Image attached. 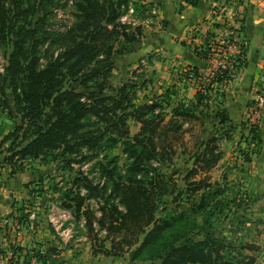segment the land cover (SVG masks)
Segmentation results:
<instances>
[{
  "label": "trees",
  "instance_id": "16d2710c",
  "mask_svg": "<svg viewBox=\"0 0 264 264\" xmlns=\"http://www.w3.org/2000/svg\"><path fill=\"white\" fill-rule=\"evenodd\" d=\"M50 1L53 7V0H0V41L10 48L0 77V108L12 114L5 94V88L9 89L20 121L1 138L0 148L7 142L10 146L4 150L8 156L0 168H13L14 174L20 170L17 160L50 156L74 161L78 156L89 160L90 155H96L103 184H94L82 173L75 174L68 195L76 194L65 197L78 214L86 200L94 198L92 192L108 193L97 219L99 228L110 238V250L101 247L106 254L138 245L144 235L134 251L135 257L145 256L160 264H233L225 257L227 247L212 234L198 240L190 238L193 230H186L182 213L155 217L164 191L155 165L171 160L173 145L181 139L183 125L194 118V112L181 103L171 109L166 119L168 114L157 99L135 104L134 83L109 85L112 56L122 52L115 50V43L133 45L141 38L139 26L131 30L121 22L129 6H133L131 0L72 1L73 23L54 39L43 27L45 7ZM185 2L197 4V0ZM194 51L203 58H208L207 53L209 58L219 54L218 47ZM242 52L245 53L244 45ZM45 53H50L46 60L42 57ZM215 118L222 127L233 128L225 110L216 113ZM129 122L139 125L132 136ZM249 136L253 145L260 143L255 129L249 130ZM216 143L215 137L202 141L190 158L192 168L185 181L194 179L199 171L205 173L202 180L193 182L196 190L220 161ZM117 149L125 160L123 169L117 156L109 158L102 152ZM248 155L245 154L246 164L250 162ZM213 205L219 209L218 201ZM213 211L206 212L208 218L215 216ZM85 215L87 229L92 232L96 222L88 212ZM38 260L44 264L45 256ZM249 264L256 262L251 260Z\"/></svg>",
  "mask_w": 264,
  "mask_h": 264
},
{
  "label": "rangeland",
  "instance_id": "374dc122",
  "mask_svg": "<svg viewBox=\"0 0 264 264\" xmlns=\"http://www.w3.org/2000/svg\"><path fill=\"white\" fill-rule=\"evenodd\" d=\"M72 1L74 2L53 0V7L51 1L46 4L47 15L43 27L51 39L57 38L58 34H64L67 27L73 23ZM131 2L134 6L133 12H127L122 22L130 26L131 30L139 26L141 38L133 45L115 43V50L122 52L112 56L113 67L108 79L109 85L118 87L134 83L137 88L135 104L140 106L157 99L162 102L165 113L168 114L166 119L177 104L183 103L194 112V118L186 120L183 125L181 139L173 145L174 154L171 160L155 165L159 168L164 186L155 217H171L182 213L186 230H193L189 234H192L190 238L198 240L206 234H212L227 247L225 257L233 264H249L251 260L256 264H264V203L253 199L259 186L245 175V154L257 152L260 144L253 145L250 142L251 136L245 135V127L228 130V127L219 125L215 118L216 113L225 110V103L237 96L235 92L238 91L239 85L231 86V83L237 81V76L245 69V53L242 52L245 41L240 35L241 26L236 23L239 21L232 25L234 33L231 35L228 31L229 21L225 23L223 17L220 21L223 27L221 37L227 38L228 35L234 40L238 53L226 56L214 54L215 60L209 68L197 72L183 61L182 64H177L179 59L174 58L173 54L167 57L162 55L161 49L162 45H165L164 36L168 29L165 22L159 18L160 12L165 13L160 3H157V0ZM210 10L217 14V7ZM225 14L227 11L222 14L224 18ZM227 18L229 20V17ZM221 37L214 41L212 47H218ZM203 39L206 42L213 40L209 34L200 40ZM178 43L179 40L175 45L181 48L186 46L185 42L181 45ZM154 48L158 51L152 50ZM9 53L10 48L0 41V77L3 75ZM49 56L50 53L42 55L44 60ZM219 64L223 66L220 67ZM167 68L172 71L170 76ZM217 68L220 73L216 71ZM214 71L217 74L211 76L210 72ZM217 75L222 79H216ZM5 94L12 114L0 108V141L2 136L20 124L13 110L9 89L5 88ZM198 96L201 97L199 100ZM242 124L245 126V123ZM138 128L139 125L129 122L130 136L134 135ZM214 137L217 140L220 161L217 167L210 170L209 179L196 190L193 182L202 180L205 173L199 171L194 179L185 181L188 170L192 168L190 158L202 141ZM9 146L7 142L0 148V163L8 156L4 150ZM102 152L109 158L117 156L120 168H124L125 160L118 149ZM252 155H248L249 163L254 160ZM90 156L89 160L78 156L74 161H68V157L54 160L50 156L43 160H17L16 164L20 165V170L14 174H11L13 168H0V208L7 210V215L12 212L14 217H9V221L16 229L19 227L18 237L26 238L25 241L28 242L25 245L27 247H19L14 243L13 248L18 252L21 251L20 248H25L28 256H45L44 264H160V261L149 260L145 256L135 257L134 251L144 235L140 237L138 245L124 248L113 255L105 253L104 250H110V238L97 224L100 208L108 195L104 190L92 192L94 198L86 200L78 214L73 210V203H69L72 206L68 205L66 194L69 198L76 194L74 192L68 195L74 186L75 174L82 173L94 184L101 185L104 182L99 178L98 156ZM207 186H210V189ZM215 201L219 202V209L214 208ZM210 210L215 212V216L208 218L206 212ZM86 212L96 222L92 232L87 229ZM3 221L7 223L6 219ZM102 246L105 247L104 250ZM36 264L42 263L39 261Z\"/></svg>",
  "mask_w": 264,
  "mask_h": 264
},
{
  "label": "crops",
  "instance_id": "0c3cea01",
  "mask_svg": "<svg viewBox=\"0 0 264 264\" xmlns=\"http://www.w3.org/2000/svg\"><path fill=\"white\" fill-rule=\"evenodd\" d=\"M157 3H160L162 10L165 11L163 14L159 13V18L165 22L168 29L164 36L165 45H162V55L167 57L173 54L174 58L179 59L177 64L180 65L183 61L197 72L207 70L215 60V56L209 58L207 53L208 58L199 57L194 50L204 52L212 48L214 41L221 37L222 17L225 23L229 21L227 22L229 35L234 33L232 25L239 21L236 23L241 26L240 35L245 41V69L237 76L238 80L231 83V86L239 85L238 91L235 92L237 96H233L225 103L223 109L227 111L229 125L236 129L240 126L245 127V135L248 136L251 129L246 123L249 105L253 103L259 92L264 90V0H197L195 6L189 5L185 0H157ZM213 7H217V14L210 10ZM225 11L229 20L226 16L225 18L222 16ZM207 34L213 40L206 42L204 38L201 41L200 39ZM177 40H179L178 44L185 42L186 46L181 48L175 45ZM155 49L152 50L158 51ZM167 70L170 76L172 71H169V68ZM232 93L234 95V92ZM242 123H245V126ZM255 131L260 145L253 155L252 152L249 153L254 160L249 164L245 163V175L259 186L253 199L264 203V108L257 120ZM7 213V210L0 208V248L8 249L12 242H15L16 246L27 247L26 238L21 239L18 237L19 233L18 235L13 233L15 227L9 221V217L14 215L12 212L8 215ZM4 219L8 224H5ZM20 250V252L15 250L19 260H28V251L25 248Z\"/></svg>",
  "mask_w": 264,
  "mask_h": 264
},
{
  "label": "built area",
  "instance_id": "2783aa9c",
  "mask_svg": "<svg viewBox=\"0 0 264 264\" xmlns=\"http://www.w3.org/2000/svg\"><path fill=\"white\" fill-rule=\"evenodd\" d=\"M127 12H131V13L133 12V8L131 5L129 6ZM124 17L121 18V22L124 19ZM237 49L238 47L236 46L235 41L231 40V38L229 37L227 38L222 37L218 42V51H219V54L222 56L234 55L235 52L238 53ZM219 65L220 67L223 66V64H219ZM217 70L218 68L216 69V71ZM216 74H215V71L210 72L211 76L213 75L215 76ZM263 108H264V90L259 92V94L255 98L253 103L249 105L246 123L250 126L251 129H255V127L257 126V120H259ZM25 228H28V226H25ZM14 229L16 230L15 234L18 235L19 232H17V229L19 230V227H17V229L15 227ZM14 243L12 242L11 247H9L8 249L2 250L0 248V264H36V262H39L36 256H33L29 258L28 260H25V259L19 260V257H17L15 253V249L13 248Z\"/></svg>",
  "mask_w": 264,
  "mask_h": 264
}]
</instances>
